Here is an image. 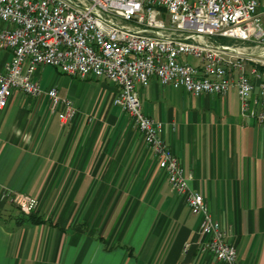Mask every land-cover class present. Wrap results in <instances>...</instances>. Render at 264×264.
Returning <instances> with one entry per match:
<instances>
[{
    "label": "crops",
    "instance_id": "obj_1",
    "mask_svg": "<svg viewBox=\"0 0 264 264\" xmlns=\"http://www.w3.org/2000/svg\"><path fill=\"white\" fill-rule=\"evenodd\" d=\"M9 59L0 48V68ZM45 66L34 78L44 90L55 86L75 113L62 122L46 93L18 90L0 111V264H221L201 249L200 214L170 189L141 132L113 103L118 87L90 75L47 81ZM138 93L240 264H264V122L240 112L235 90L193 97L152 80ZM6 189L37 197L43 220H15L20 210L1 198Z\"/></svg>",
    "mask_w": 264,
    "mask_h": 264
},
{
    "label": "built area",
    "instance_id": "obj_2",
    "mask_svg": "<svg viewBox=\"0 0 264 264\" xmlns=\"http://www.w3.org/2000/svg\"><path fill=\"white\" fill-rule=\"evenodd\" d=\"M262 14L264 0H0V48L10 52L0 68V111L18 90L30 97L46 93L62 122L73 116L69 98L55 86L42 89L34 78L38 65L113 82L119 89L113 103L141 132L170 189L200 214L201 249L221 264H240L227 228L212 216L204 195L188 186L161 121L143 111L138 89L156 80L193 97L235 90L240 112L264 122ZM1 198L24 212L38 204L26 192L6 189Z\"/></svg>",
    "mask_w": 264,
    "mask_h": 264
},
{
    "label": "rangeland",
    "instance_id": "obj_3",
    "mask_svg": "<svg viewBox=\"0 0 264 264\" xmlns=\"http://www.w3.org/2000/svg\"><path fill=\"white\" fill-rule=\"evenodd\" d=\"M187 60L190 62V63H194L196 62V59L191 57V56H187ZM46 69L45 71L43 72V75L45 76V78L47 79V81L49 80H53V82H63L64 79L67 80L68 79H71V81H75V82H79V81H84V80H79L80 78L78 77H71L67 74H63L61 72H58V70H56L54 67L52 66H45ZM93 87H95L96 91L100 88V84H92Z\"/></svg>",
    "mask_w": 264,
    "mask_h": 264
},
{
    "label": "trees",
    "instance_id": "obj_4",
    "mask_svg": "<svg viewBox=\"0 0 264 264\" xmlns=\"http://www.w3.org/2000/svg\"><path fill=\"white\" fill-rule=\"evenodd\" d=\"M20 210V209H19ZM18 222L27 221V222H38L43 220L39 215H37L34 211L32 212H24L20 210V214H18L15 218Z\"/></svg>",
    "mask_w": 264,
    "mask_h": 264
}]
</instances>
